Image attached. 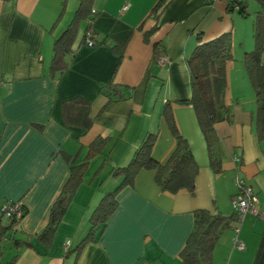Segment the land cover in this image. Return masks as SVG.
I'll use <instances>...</instances> for the list:
<instances>
[{
  "label": "crops",
  "instance_id": "crops-1",
  "mask_svg": "<svg viewBox=\"0 0 264 264\" xmlns=\"http://www.w3.org/2000/svg\"><path fill=\"white\" fill-rule=\"evenodd\" d=\"M241 1L248 6L247 16L231 9V0H173L147 42L144 32L154 25L150 12L157 0H95L93 27L98 38L127 41L122 59L108 45L80 44L79 36L68 69L52 77L48 69L54 39L72 19L79 0H67L59 20L64 0H0V205L11 199L27 208L15 229L4 234L2 227L9 219L0 210V264L16 255L14 264H182L179 255L193 228L194 210L233 213L236 176L253 187L264 217V139H259L252 118L256 98L244 56L255 43H249L253 46L247 44L241 51V61L233 57L227 63L226 103L233 117L216 125L222 171L216 173L210 166L194 108L174 104L177 125L200 166L195 194L186 189L162 191L155 171L142 170L135 184L118 194V207L104 231L80 254L75 251L90 228L91 212L120 183L112 176L113 167L126 164L150 130L159 129L153 148L157 160L164 161L174 148L175 138L161 119L163 105L192 94L186 57L197 45L199 31L205 40L225 32L233 36L236 21L252 17L251 9L256 17L264 8V0ZM125 4L129 7L123 10ZM158 41L170 59L167 66L156 61ZM111 80L131 87V95L103 109L108 97L101 85ZM76 96L91 102L89 129L64 121L62 103ZM99 135L110 139L90 161L52 246L34 241V247H15L13 238L37 234L47 225L70 175L65 153L78 152L82 159ZM238 227V233L234 228L223 233L212 264H264V218L247 213ZM236 236L244 249L236 247Z\"/></svg>",
  "mask_w": 264,
  "mask_h": 264
},
{
  "label": "trees",
  "instance_id": "trees-1",
  "mask_svg": "<svg viewBox=\"0 0 264 264\" xmlns=\"http://www.w3.org/2000/svg\"><path fill=\"white\" fill-rule=\"evenodd\" d=\"M66 1L63 2V10L58 18L62 17ZM173 0H157L154 4L150 18L154 25L144 32L147 42L159 29L160 17ZM261 1V0H260ZM95 0H79L76 11L64 27L61 33L54 39L53 54L48 69L50 76H61L69 67V59L75 54L74 44L79 37V27L86 22L81 35L80 44H87L88 40L93 45H108L122 59L127 41L98 38V32L93 27V21L97 16L93 4ZM235 4L240 7L237 10L243 16L248 15V6L241 0H231L229 6L234 9ZM56 21L55 25L58 23ZM254 47L244 56L245 67L255 91L256 108L252 118L255 131L260 140L264 139V8L261 9L253 24ZM197 45L186 57L190 71L192 94L188 98L168 99L161 110V119L166 123L175 138V146L164 161H159L153 156V148L159 136V129L150 130L144 136L140 145L134 150L126 164L114 166L112 176L120 179L117 187L105 193L90 215V228L87 234L80 240L75 248L77 254L90 242L95 241L104 231L109 217L117 209L118 194L127 187L133 186L137 175L142 170H154L155 181L162 191L177 193L183 189L195 194L196 178L200 166L195 158L188 139L181 133L174 113V104L191 105L196 113L200 129L203 133L211 168L216 172L222 171L220 151L221 138L216 125L222 122H231L233 114L226 103L228 89L227 63L233 59L232 33L225 32L205 40L202 32L197 33ZM165 51L161 41L154 44V53L157 56ZM131 87H123L113 80L101 85V91L108 97L103 109L112 101L126 100L131 95ZM102 109V110H103ZM63 118L67 125H76L89 129L93 125L90 100L76 96L63 101ZM109 137L99 135L88 146L86 155L80 159L79 153H65L64 157L69 165L70 175L64 184L59 196L53 203L49 221L44 229L37 234H26L24 238H13L15 247H34V241L47 248L52 246L57 229L62 222L67 209L81 185L90 161L104 151ZM100 166L99 170H102ZM20 201V200H19ZM22 204V203H21ZM23 216L20 219L8 218V223L3 225L2 233L13 231L17 223L27 214V208L22 204ZM193 228L180 252L182 264H212L213 251L223 233L235 228L239 217L235 209L230 215H225L218 210L197 208L194 210ZM4 216V215H3ZM18 255L8 264H14Z\"/></svg>",
  "mask_w": 264,
  "mask_h": 264
},
{
  "label": "built area",
  "instance_id": "built-area-1",
  "mask_svg": "<svg viewBox=\"0 0 264 264\" xmlns=\"http://www.w3.org/2000/svg\"><path fill=\"white\" fill-rule=\"evenodd\" d=\"M129 7L128 4L123 6V10H126ZM239 5L235 4L234 8L236 10L239 9ZM95 11V10H94ZM87 44L92 46L93 42L91 40L87 41ZM156 61L163 66H167L170 63V59L165 51H162L156 58ZM236 185L238 187L237 194L233 197V205L234 208L237 210V214L239 217L238 223L235 226V232L238 233L239 231V223L244 219L247 213L255 214L260 218H264L263 215L258 211L257 203L258 198L255 190L252 186L247 185L243 178L240 176H236ZM21 201L7 199L4 200L0 205V210L2 215L7 218L14 217L16 219H20L23 216V208L21 206ZM70 242L67 241L65 244V249H68ZM235 245L238 249L242 250L245 248V245L239 238L235 237Z\"/></svg>",
  "mask_w": 264,
  "mask_h": 264
},
{
  "label": "rangeland",
  "instance_id": "rangeland-1",
  "mask_svg": "<svg viewBox=\"0 0 264 264\" xmlns=\"http://www.w3.org/2000/svg\"><path fill=\"white\" fill-rule=\"evenodd\" d=\"M252 10V17H250L248 20H238L235 22L234 27L237 29V33L232 36L233 38V51H234V58L237 62L241 61L243 56L241 51L245 49V47H249L248 45L253 46L254 44V38H253V30L251 31V25L253 21L255 20V15L253 14L254 11ZM85 22H82L79 27V36L82 35V31L84 29ZM236 51V52H235Z\"/></svg>",
  "mask_w": 264,
  "mask_h": 264
}]
</instances>
